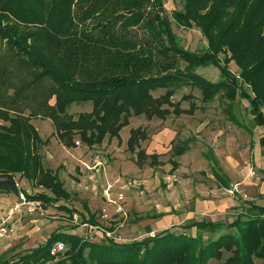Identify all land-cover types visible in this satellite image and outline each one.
Segmentation results:
<instances>
[{"label":"trees","instance_id":"16d2710c","mask_svg":"<svg viewBox=\"0 0 264 264\" xmlns=\"http://www.w3.org/2000/svg\"><path fill=\"white\" fill-rule=\"evenodd\" d=\"M55 1L47 18L36 13L47 7L45 0H0V42L6 45V51L0 52V119L9 122V126L0 124V175L4 177L0 193L21 192L43 207L59 201L56 195L20 191L13 178L19 173L41 187L53 180L32 151L33 139L42 142L30 123L33 117L50 119L62 137L76 128L91 146L106 133L117 136L128 109L136 114L144 109L147 117L164 118L168 110L163 102L177 88L191 86L200 88L204 103L216 96L229 99L228 118L244 129L247 126L237 119L233 102L245 99L256 125L264 129V0H183L182 9L172 12L171 18L181 26L200 29L207 42L202 52L178 45L161 0ZM9 16L27 24L38 21L37 26L23 29L9 22ZM138 26L143 33L133 30ZM233 60L238 76L228 67ZM208 64L219 69V80L209 81L196 72ZM158 88H165V93L152 97L150 91ZM74 97L94 102L92 112L80 114L75 121L65 114ZM142 133L131 130L128 149L137 145ZM190 141L172 143L171 156L182 155ZM259 144L264 147V134ZM147 156L153 159L157 154L138 150L136 163ZM172 164L175 167L177 162ZM186 226L195 228L194 235L166 231L128 243L106 238L87 241L56 229L42 243L14 258L0 259V264L52 261L49 250L56 241L68 249L51 264H208L221 257L223 248L230 254L217 264H264V204L247 205L228 224L201 220ZM219 228L224 231L216 238L200 242L202 232Z\"/></svg>","mask_w":264,"mask_h":264},{"label":"rangeland","instance_id":"374dc122","mask_svg":"<svg viewBox=\"0 0 264 264\" xmlns=\"http://www.w3.org/2000/svg\"><path fill=\"white\" fill-rule=\"evenodd\" d=\"M161 1L166 15L171 19V27L178 45L202 52L207 42L200 29L196 25L181 26L171 18L172 12L182 9L183 0ZM45 2L47 7L36 10V13L39 12L48 18L56 1ZM149 8L150 6L148 10ZM8 18L9 22L19 23L23 29L34 28L37 26L34 23L38 22L27 24L10 16ZM133 30L138 34L144 31L141 26ZM5 51L6 45L2 40L0 52ZM221 57L223 54H220ZM156 60L158 62L159 59ZM228 67L235 76H238L239 67L234 60L230 61ZM196 72L209 81L220 79L219 69L212 64L200 66L196 68ZM165 90L158 88L151 90L150 94L152 97H159ZM223 91L224 89L221 90L222 94ZM201 97L202 93L198 87L177 88L167 103L162 104V107L168 110L164 118L154 115L148 118L144 109L138 114L134 113L135 110L132 108L128 109L126 123L119 128L117 136H109L106 133L100 143L91 146L82 140L76 128L67 133L66 137H62L50 119L31 118L30 123L42 140L40 143L35 139L31 141L32 151L39 155L44 170L53 177V180L50 186L41 187L37 181L31 182L19 173L13 175V178L18 183V190L28 194L44 192L48 196L56 195L59 201L47 207L42 206L45 209L43 215L36 209L29 213L26 205L16 217L13 215L14 232L9 238L0 239V259L14 258L22 251H17L22 244H25L22 248L25 250L42 243L56 229L80 236L78 225L71 221L73 212L80 214L77 216L79 221L91 224L101 222L108 230L115 231L116 235L119 234L122 239L127 240L126 242L121 240V243H128L154 237L166 231L177 235H194L195 228H188L186 226L188 222L205 220L228 224L247 205L264 204V172L261 169L264 167V147L260 146L259 152L249 148L250 144L258 141L264 134V129L256 125L247 110L248 102L245 99L237 98L233 102V112L238 120L247 126L246 129L228 119L229 99L216 96L209 103H204ZM54 101L53 96L49 102L53 104ZM93 108V100L74 97L65 114H70L75 121L80 114H90ZM0 124L9 126V122L2 119ZM198 127L199 132L195 134ZM133 129H140L143 133L133 149L127 147L123 149L128 145L125 138L127 135L130 136ZM163 131L167 132L162 133ZM120 132L122 139L119 138ZM187 136L193 138L192 150L181 156L172 157V143L179 144ZM155 137L162 140L156 141L157 146L156 143L150 146L149 151L157 156L153 159L148 156L142 160L139 158L142 163L137 164L138 150L145 152L146 148L155 142ZM66 142L71 145H67ZM114 146L119 152L122 151L127 159H132L141 168V172H133L136 166L133 170L125 166L126 170L122 173L112 169L113 158L110 148ZM212 157L218 160V164L214 165ZM97 159L101 160L102 165L96 163ZM173 161L177 162L175 167ZM215 170L219 176L215 175ZM3 179L4 177L0 175V180ZM56 181L58 184L54 185ZM224 182L228 183L227 187ZM119 194L123 195L122 206L126 214L120 219L115 215L112 220L115 206L113 202L118 201ZM4 195L9 197L8 209L13 208L19 201L16 200L19 197L17 194ZM103 209L108 214L107 220L100 219ZM90 217L93 222L89 220ZM144 224L150 225L144 227ZM72 226L75 228L69 229ZM223 231V228L213 232L205 230L200 235V242L206 244ZM87 234V239L92 241L109 239L93 231ZM65 245L67 250L68 245ZM66 250L46 264L64 257ZM221 252L219 259H210L208 264H217L220 259L224 260L230 254L224 248Z\"/></svg>","mask_w":264,"mask_h":264},{"label":"built area","instance_id":"2783aa9c","mask_svg":"<svg viewBox=\"0 0 264 264\" xmlns=\"http://www.w3.org/2000/svg\"><path fill=\"white\" fill-rule=\"evenodd\" d=\"M14 181H15L16 186H18V183L15 180V178H14ZM122 199H123V195L119 194L117 196L118 201L113 202L115 206H114L113 215L111 216L112 220H113V216L115 217V215L117 216L116 218L120 219V217H123L126 214L122 206L123 204ZM25 205L29 213H32L35 209L38 210L41 215H43L45 212V209L42 207V204L39 200H29L20 192L19 201L15 203L14 207L11 210H9L7 214L0 217V239L9 238L13 234L14 232V228L12 224L13 215L15 213H18V214L21 213L23 209L22 207ZM77 216H80V214L73 212L71 214V221L74 224L78 225L81 238L87 239L88 237L87 233L93 231L95 233H100L101 236L109 237V239L113 240L116 243H121L120 242L121 240L122 242L127 241L124 238L122 239L118 233H117L118 235H116L115 231L108 230V228L103 226L101 222L91 224V223H88L87 221H79L77 219ZM100 219H105V220L108 219V214L105 212L104 209H103V213L100 216ZM117 225H121V224H117ZM117 225H116V228H117ZM86 230H88V232ZM84 231L86 232L84 233ZM87 241H92V240L87 239ZM65 250H66L65 243L62 241H56L50 246L49 253L51 256L56 257L59 254L63 253Z\"/></svg>","mask_w":264,"mask_h":264},{"label":"crops","instance_id":"0c3cea01","mask_svg":"<svg viewBox=\"0 0 264 264\" xmlns=\"http://www.w3.org/2000/svg\"><path fill=\"white\" fill-rule=\"evenodd\" d=\"M229 119V118H228ZM238 119V118H237ZM232 122V121H231ZM241 123H243V122H241ZM197 132H194L195 134L196 133H198L199 132V127H198V130H196ZM251 131V130H250ZM166 133L167 131H163L162 133ZM262 136V135H261ZM260 136V137H261ZM121 137V138H120ZM129 135H127V138H125L126 139V142H127V140L129 139ZM119 138L120 139H122L123 138V136H122V134H121V132L119 133ZM188 138V136L187 137H185V139H187ZM192 138V137H191ZM191 138H190V140H191ZM155 142H153V144H151V145H149L147 148H146V150H145V153L146 154H152L153 152L152 151H149V148H150V146H152V145H154V143H156V141H161L162 140V138H160V139H158L157 137H155ZM193 139V138H192ZM153 141V140H152ZM193 140H191L190 141V143L192 142ZM195 142V141H194ZM189 143V144H190ZM116 144H117V142H116ZM158 144L156 143V146H157ZM159 145H161V144H159ZM261 145L259 144V139H258V141H256V142H254L253 144H250V149L252 150V149H254V150H256L257 152H259L260 151V148L262 147H260ZM126 147H127V145H125V147L123 148V149H126ZM154 147V146H153ZM193 147V142L190 144V146H189V148H188V150H186L185 152H190ZM248 148V149H249ZM75 149V148H74ZM77 149V148H76ZM111 150V155H112V162H113V167H112V169L114 168V169H116V170H118L120 173H122V172H124V170H126L125 169V166L127 167V168H130L131 170H133V168L136 166V170L134 169L133 170V172H141V168L140 167H138L137 165H136V163H134V161H132V159H127L126 158V156H125V154L121 151V152H119V150H118V148H116V146H114L113 148H110ZM184 152V153H185ZM183 153V154H184ZM123 154V155H122ZM182 154V155H183ZM181 156V155H180ZM96 161V163L97 164H99V165H102L101 164V160L100 159H97V160H95ZM128 163H131V164H128ZM216 164H218V160L215 158V160H214V165H216ZM212 168H213V166H212ZM214 169V168H213ZM261 169H264V167H262ZM1 194V193H0ZM11 194V193H10ZM9 195V194H8ZM1 197H0V217L1 216H3V215H5V214H7V212L9 211V210H11L12 208H10V209H8V202H7V200H9L8 198V196H5L4 194L2 195H0ZM19 199V197H17V199L16 200H18ZM16 200H14V201H16ZM13 201V202H14ZM23 209L25 208L24 206L22 207ZM15 215V217L18 215V213H15L14 214ZM138 224H140V222H138ZM149 225L150 224H144L143 226L144 227H149ZM25 244H22L21 245V247L20 248H18L17 249V251H19V250H22V251H24L22 248H23V246H24ZM29 248V247H28Z\"/></svg>","mask_w":264,"mask_h":264}]
</instances>
